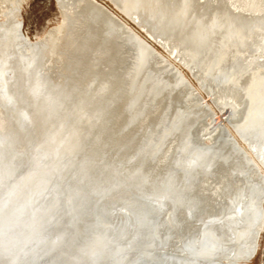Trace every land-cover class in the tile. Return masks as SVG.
<instances>
[{"label": "bare ground", "instance_id": "1", "mask_svg": "<svg viewBox=\"0 0 264 264\" xmlns=\"http://www.w3.org/2000/svg\"><path fill=\"white\" fill-rule=\"evenodd\" d=\"M27 1L0 0V264H250L264 0H111L170 56L97 0L33 39Z\"/></svg>", "mask_w": 264, "mask_h": 264}, {"label": "rangeland", "instance_id": "2", "mask_svg": "<svg viewBox=\"0 0 264 264\" xmlns=\"http://www.w3.org/2000/svg\"><path fill=\"white\" fill-rule=\"evenodd\" d=\"M106 5L108 9L113 11L124 21L134 27L142 36L153 44L163 54L170 56V52L160 43L156 42L150 37V35L140 28L136 22L131 20L126 14H124L111 0H97ZM57 0H28L24 3L22 8V20H23V32L29 35L31 38L42 36L46 30L58 26L62 22V11L59 9ZM121 15V16H120ZM1 16V9H0ZM158 43V44H157ZM175 64L180 67L189 79L199 88L196 78L191 73L190 69L185 66L182 61L177 59L174 55H171ZM201 91V90H200ZM204 95L203 105H214L213 101L208 99V94L202 92ZM215 108H217L215 106ZM218 110V109H217ZM228 126L227 122L223 127ZM227 128V127H226ZM231 128V127H229ZM250 264H264V233L260 239V249L256 257L250 262Z\"/></svg>", "mask_w": 264, "mask_h": 264}, {"label": "water", "instance_id": "3", "mask_svg": "<svg viewBox=\"0 0 264 264\" xmlns=\"http://www.w3.org/2000/svg\"><path fill=\"white\" fill-rule=\"evenodd\" d=\"M157 44H158V43H157ZM225 114L229 115V114H230V111L227 110ZM218 121H219V120H217V122H218Z\"/></svg>", "mask_w": 264, "mask_h": 264}]
</instances>
